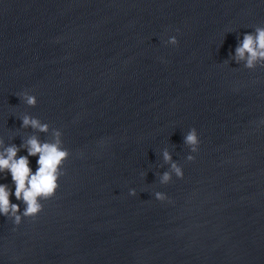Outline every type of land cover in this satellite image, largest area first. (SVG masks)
<instances>
[{
	"label": "water",
	"instance_id": "water-1",
	"mask_svg": "<svg viewBox=\"0 0 264 264\" xmlns=\"http://www.w3.org/2000/svg\"><path fill=\"white\" fill-rule=\"evenodd\" d=\"M0 264H264V0H0Z\"/></svg>",
	"mask_w": 264,
	"mask_h": 264
}]
</instances>
